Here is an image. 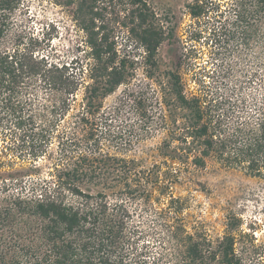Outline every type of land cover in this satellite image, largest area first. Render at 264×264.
I'll return each instance as SVG.
<instances>
[{
	"label": "trees",
	"instance_id": "1",
	"mask_svg": "<svg viewBox=\"0 0 264 264\" xmlns=\"http://www.w3.org/2000/svg\"><path fill=\"white\" fill-rule=\"evenodd\" d=\"M52 1L67 8L83 32L91 63L88 70L75 71L35 54L37 40L29 37L25 41L16 29L15 14L24 7L23 0H0L1 133L3 126L9 130L57 126L70 106L77 73L84 71L89 95L84 96L85 103L75 116L78 126L90 124V116L100 109L102 99L127 84L126 66L133 67L129 56L118 54L116 26L125 28L127 40L141 47L146 67L154 64L157 49L171 32L146 0ZM220 3H225L227 10L220 9ZM186 8L197 22L205 17L213 21L210 33L223 49V57H230L231 49H236L239 58L259 59L260 100L243 113L239 110L245 104L243 98L228 94L188 98L179 88V78L173 76L174 101L181 110V120L173 118V123H179L168 130L159 148L160 164L146 167L134 159L102 153L94 140L56 176V182L34 181L22 188L18 178L11 175L3 179L1 175L0 264H147L143 257L148 247L137 242L150 232L170 240L172 254L180 257L178 264L204 263V241L195 240L184 228L168 225L167 213L153 207L149 189L163 183L161 194H171L180 166L189 159L198 168L205 166L208 157L232 167L245 164L249 173L264 176V0H191ZM207 13L214 15L207 17ZM41 88L48 89L49 95L43 100V109L36 111L33 97ZM43 127L37 140L44 147L31 153L33 167L51 139V127ZM24 136L21 142L25 144ZM161 165L166 168L162 170ZM13 184L18 188L12 190ZM85 185L101 190L87 193L81 187ZM115 189L119 191L115 193ZM170 194L168 211L178 213L182 205L174 204ZM128 203L135 205L133 212ZM144 214L150 217L151 226H147ZM211 254L210 260L219 256V264H240L229 237Z\"/></svg>",
	"mask_w": 264,
	"mask_h": 264
},
{
	"label": "rangeland",
	"instance_id": "2",
	"mask_svg": "<svg viewBox=\"0 0 264 264\" xmlns=\"http://www.w3.org/2000/svg\"><path fill=\"white\" fill-rule=\"evenodd\" d=\"M146 1L156 10L164 26L171 29L157 49L154 64L146 67L141 47L127 40L125 28L116 26L114 37L118 54H126L134 62L133 67L126 66L127 84L102 99L100 109L90 116L92 120L86 126H78L75 116L85 103L84 96L89 95V90L85 89L88 81L85 71L77 73L78 83L69 96L70 106L66 114L59 117L57 126H20L17 130L3 126L0 178L12 175L21 181L22 188H28L34 181L56 182V176L73 164L94 140L102 153L134 159L146 167L160 164L159 148L168 137V130L181 120V110L176 108L174 101L173 76L179 78V88L188 98L228 94L234 99H245L244 106L239 109L243 113L253 109L252 104L261 96L259 59L239 58L236 49H231L230 57H223V49L213 41L210 33L213 21L205 17L197 22L189 16L186 4L191 0ZM220 5V9L227 10L225 3ZM23 6L15 14L16 29L25 41L29 37L37 40L35 54L44 55L49 62L58 65H69L75 71L88 70L91 61L84 44L85 36L67 8L52 0H23ZM213 15L207 13V17ZM254 47L257 54L258 47ZM40 90L42 92L33 97L32 108L36 111L43 109V100L49 95L48 89ZM175 117L176 124L173 123ZM42 127H51V139L46 141V153L33 167L31 153L39 146L44 147L37 140ZM23 135L25 144L21 142ZM75 144L78 147L75 148ZM161 166L162 170L166 168V165ZM245 166H227L208 157L205 166L198 168L189 159L180 166L179 180L169 193L174 204L180 202L182 205L178 213L173 209L168 211L169 194L162 195L160 191L163 183L148 188L153 207L167 213L168 225L184 228L195 240L204 241L207 251L203 252V264H219L218 255L210 260L211 253L217 252L219 243L226 237L232 239L240 264H264V176L249 173ZM14 184L12 190L18 188ZM81 187L92 194L101 190L92 185ZM129 206L133 212L135 205ZM149 218L144 214L147 226H151ZM137 243L148 247L149 252L143 257L147 264H178L180 257L172 254L173 248L166 236L150 232Z\"/></svg>",
	"mask_w": 264,
	"mask_h": 264
}]
</instances>
